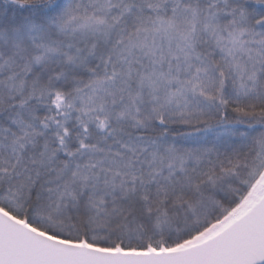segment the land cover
Masks as SVG:
<instances>
[{
  "label": "trees",
  "instance_id": "16d2710c",
  "mask_svg": "<svg viewBox=\"0 0 264 264\" xmlns=\"http://www.w3.org/2000/svg\"><path fill=\"white\" fill-rule=\"evenodd\" d=\"M263 173L264 0H0L3 209L67 241L175 249Z\"/></svg>",
  "mask_w": 264,
  "mask_h": 264
},
{
  "label": "water",
  "instance_id": "95a60500",
  "mask_svg": "<svg viewBox=\"0 0 264 264\" xmlns=\"http://www.w3.org/2000/svg\"><path fill=\"white\" fill-rule=\"evenodd\" d=\"M0 264H264V180L219 231L175 249H107L57 238L0 207Z\"/></svg>",
  "mask_w": 264,
  "mask_h": 264
},
{
  "label": "rangeland",
  "instance_id": "374dc122",
  "mask_svg": "<svg viewBox=\"0 0 264 264\" xmlns=\"http://www.w3.org/2000/svg\"><path fill=\"white\" fill-rule=\"evenodd\" d=\"M91 26V25H90ZM81 26L80 28L76 27L72 30V33L76 36L80 37V40H83L84 37H88L91 33H93L94 28L91 26ZM90 29H89V28ZM171 30L170 27H167V29H159L158 32L162 35L165 34L166 36L168 35L167 32H169ZM85 31V33H84ZM170 35H172V32H169ZM158 37L154 36H146V38L144 39V43L146 44L145 46H147L146 48L148 49L146 52V55L152 56L153 60L154 59H158L156 53L158 52L157 48L162 49L164 52H167V54H170V50L169 48H166L165 46L161 47L158 45ZM151 39V40H150ZM169 40V39H166ZM167 43H169V41H166ZM165 41L163 43L167 44ZM150 43V45H152V47L150 48L148 46V44ZM174 46H181L179 42L177 41H173ZM48 45V44H47ZM50 47L51 49H49L50 52H52L53 54L57 53L58 50L60 49L59 43L57 41H51L50 42ZM177 59V58H176ZM159 60V59H158ZM264 180V173L260 176V178L257 180V182L253 185L252 189L250 190V192L248 193V195L244 198V200L235 208L233 209L230 213H228L227 216H225L222 220H220L219 222H216L215 224H213L209 229H207L205 232H203L201 235L197 236L193 241L201 239V238H205L217 231H219L225 224H227L229 221H231L233 219L234 216L238 215L239 213H241L246 207L247 205L253 200L254 194L257 191L258 185L261 183V181ZM53 236V235H52ZM61 239V238H60ZM64 240V239H63ZM191 243V242H190Z\"/></svg>",
  "mask_w": 264,
  "mask_h": 264
}]
</instances>
